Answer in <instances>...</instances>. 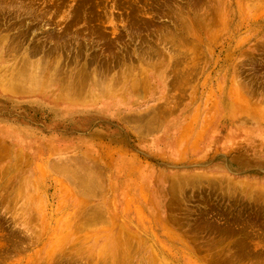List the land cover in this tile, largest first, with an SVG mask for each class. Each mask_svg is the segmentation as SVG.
Returning <instances> with one entry per match:
<instances>
[{
	"label": "rangeland",
	"instance_id": "obj_1",
	"mask_svg": "<svg viewBox=\"0 0 264 264\" xmlns=\"http://www.w3.org/2000/svg\"><path fill=\"white\" fill-rule=\"evenodd\" d=\"M0 84V264H264V0H0Z\"/></svg>",
	"mask_w": 264,
	"mask_h": 264
},
{
	"label": "bare ground",
	"instance_id": "obj_2",
	"mask_svg": "<svg viewBox=\"0 0 264 264\" xmlns=\"http://www.w3.org/2000/svg\"><path fill=\"white\" fill-rule=\"evenodd\" d=\"M25 59H26V58H25ZM23 60H24V59H23ZM24 61H25V60H24ZM23 63H24V62H23ZM25 63H27V62L25 61ZM28 63H29V62H28ZM34 64H35V63H34ZM29 65H30V63H29ZM29 65H28V66H29ZM25 66H26V65H25ZM32 66H33V65H32ZM21 67H22V69H21L22 72H23V69L26 70V68H23V66H21ZM21 67H20V68H21ZM38 67H39V66H37V68H38ZM40 67H41V66H40ZM17 68H18V66H17ZM20 68H19V71H21ZM34 68H35V67H34ZM35 69H36V68H35ZM35 69H33V70L35 71ZM39 69H40V68H39ZM33 70H32V71H33ZM43 71H44V70H43ZM43 71H42V73H43ZM46 71H47V70H46ZM46 71H45V72H46ZM13 72H16V71H13ZM25 72H26V71H24V73H25ZM16 73H17V72H16ZM16 73H15V75H16ZM18 73H19V72H18ZM24 73H21V72H20V74H24ZM27 73H28V72H27ZM47 73H48V72H47ZM52 73H53V72H52ZM32 74H33V72H32ZM35 74H36V73H35ZM54 74H55V73H54ZM13 75H14V74H13ZM30 75H31V74H30ZM43 75H44V74H43ZM17 76H18V75H17ZM24 76H26V74H25ZM32 76H34V74H33ZM45 76H46V75H45ZM15 77H16V76H15ZM15 77H14V78H15ZM10 78H11V77H10ZM14 78H13L12 80H10L9 83L7 84V85H8L7 88H9V90L12 91V92H13V91H16V90L18 89V87L21 86V85H20V80H23V79H22V75H21L20 77L18 76V78H16L17 80H15ZM33 78H35V77H33ZM37 78H38V77H37ZM2 79H3V78H2ZM7 79H8V76H7ZM54 79H55V78H54ZM92 79H93V78H92ZM34 80H35V79H34ZM56 80H57V79H55V81H56ZM79 81H80V80H79ZM21 82H23V81H21ZM81 82H83V81H81ZM23 83H24V82H23ZM79 83H80V82H79ZM33 84H34V82H31V85H33ZM66 84H67V83H66ZM77 84H78V82H77ZM1 85H2V84H0V86H1ZM19 85H20V86H19ZM62 86H63V85H62ZM62 86H59V89H60V87H62ZM67 86H68V85H67ZM67 86H66V87H67ZM94 86H95V85H94ZM99 86H100V85H99ZM73 87H74V85H73ZM75 87H76V86H75ZM77 87H78V86H77ZM97 87H98V86H97ZM106 87H107V86H106ZM0 88H1V87H0ZM20 88H21V87H20ZM85 88H86V87H85ZM24 89H25V88H24ZM34 89H35V88H34ZM63 89H65V88H63ZM35 90H36V89H35ZM80 90H82V89H80ZM105 90L107 91V89H105ZM65 91H66V89H65ZM76 91H77V90H76ZM78 91H79V89H78ZM83 92H84V91H83ZM62 93H63V92H62ZM103 97H104V95H103ZM3 151H4V150H3ZM71 166H72V165H71ZM72 168H73V167H72ZM69 169H70V168H69ZM87 169H88V168H87ZM88 170H89V169H88ZM67 171H68V169H67ZM47 172H48V171H47ZM64 172H65V170H64ZM71 172H72V170H71L69 173H71ZM69 173H67L66 175H67V176H68V175H69V176L73 175V174H69ZM72 173H74V172H72ZM75 173H76V172H75ZM76 174H77V173H76ZM66 175H65V176H66ZM69 176H68V177H69ZM83 176H84V175H83ZM75 177L78 178V177H79V174H78V177H77V176H74V178H75ZM81 177H82V176H81ZM70 178H71V177H70ZM70 178H69V179H70ZM72 178H73V177H72ZM79 178H80V177H79ZM79 178H78V179H79ZM85 178H86V177H85ZM85 178L83 177V180H84ZM71 180L74 181V179H71ZM80 180H81V178H80ZM69 181H70V180H69ZM85 181H86V180H85ZM85 181H83V182H85ZM88 181L90 182V180H88ZM88 181H86L87 183H85V186L83 185L84 188L87 187L86 184H88ZM91 181H92V180H91ZM74 182H75V181H74ZM78 182L81 183L82 181H81V182L78 181ZM78 182H77V183H78ZM92 183H94V182H92ZM82 184H83V183H81V185H82ZM20 185H21V184H20ZM81 185L78 184V186H81ZM93 186H94V185H93ZM19 187H20V186H19ZM88 187H90V185H89ZM40 189H41V188H40ZM91 190H92V189H91ZM91 190H90V191H91Z\"/></svg>",
	"mask_w": 264,
	"mask_h": 264
}]
</instances>
